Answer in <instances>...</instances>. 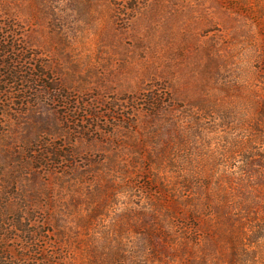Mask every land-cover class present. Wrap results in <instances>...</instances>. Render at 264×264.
<instances>
[{"label":"rangeland","instance_id":"obj_1","mask_svg":"<svg viewBox=\"0 0 264 264\" xmlns=\"http://www.w3.org/2000/svg\"><path fill=\"white\" fill-rule=\"evenodd\" d=\"M0 72L9 264H264V0H0Z\"/></svg>","mask_w":264,"mask_h":264},{"label":"trees","instance_id":"obj_2","mask_svg":"<svg viewBox=\"0 0 264 264\" xmlns=\"http://www.w3.org/2000/svg\"><path fill=\"white\" fill-rule=\"evenodd\" d=\"M5 64V63H4ZM0 75H1V72H0ZM5 76V75H4ZM6 76L8 77V76H12V77H16V73H14L13 71H11V70H9V67H8V72H7V74H6ZM191 213H192V216L194 217L195 215H194V211L192 210V211H190ZM5 233H7V231L6 230H3V229H0V235L1 234H5ZM189 249V247H186V248H183L181 251L182 252H184V251H186V250H188ZM4 253H2V255L0 254V260H2L3 261V259H4V262H1V264H9V260H7V257L5 256L4 257ZM116 256H118V258L120 259L119 261H125V259H126V257L124 256V254H116ZM2 257V258H1ZM111 258H113V256H110ZM135 259H137V257H135ZM150 261L148 260V262H147V264H151V263H149Z\"/></svg>","mask_w":264,"mask_h":264}]
</instances>
